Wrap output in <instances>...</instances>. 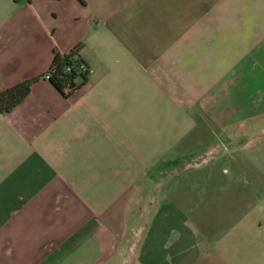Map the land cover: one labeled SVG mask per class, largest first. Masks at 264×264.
I'll list each match as a JSON object with an SVG mask.
<instances>
[{"label": "crops", "instance_id": "obj_1", "mask_svg": "<svg viewBox=\"0 0 264 264\" xmlns=\"http://www.w3.org/2000/svg\"><path fill=\"white\" fill-rule=\"evenodd\" d=\"M33 77L0 113V264H264V0H0V91Z\"/></svg>", "mask_w": 264, "mask_h": 264}, {"label": "trees", "instance_id": "obj_2", "mask_svg": "<svg viewBox=\"0 0 264 264\" xmlns=\"http://www.w3.org/2000/svg\"><path fill=\"white\" fill-rule=\"evenodd\" d=\"M77 55L78 47L73 48L70 53L66 55H61L58 51H54L46 73L52 75V80L60 89H64L76 77H80L83 80L87 77L88 72L86 74L78 73L77 71V65L82 62ZM70 65V72H65V67ZM37 79L38 77H33L29 80L26 79L0 91V113H6L17 106L30 91L32 84Z\"/></svg>", "mask_w": 264, "mask_h": 264}, {"label": "rangeland", "instance_id": "obj_3", "mask_svg": "<svg viewBox=\"0 0 264 264\" xmlns=\"http://www.w3.org/2000/svg\"><path fill=\"white\" fill-rule=\"evenodd\" d=\"M221 148H222V150H225V151L228 150V152L230 151V147H229L228 144H226V143H222ZM203 152H204L203 154H202V152H200L199 154L201 155V158H202V157H205V160L202 161L199 165H197L196 162H193L192 164L196 163L195 165H196L197 167L201 166V167L203 168L205 165L209 164L212 160L220 159L219 161H221L222 158H224V157H222V156H224V155L222 154L223 151H222L221 154H220V150H219V151H215L214 153H213L212 151H210V152H206V150H204ZM200 155H199L198 157L196 156V157L192 158L191 161H193L194 159L199 160ZM211 159H212V160H211ZM201 167H200V168H201Z\"/></svg>", "mask_w": 264, "mask_h": 264}, {"label": "built area", "instance_id": "obj_4", "mask_svg": "<svg viewBox=\"0 0 264 264\" xmlns=\"http://www.w3.org/2000/svg\"><path fill=\"white\" fill-rule=\"evenodd\" d=\"M70 70H71V65L65 67V72H70ZM77 71H78V73H86L87 74V72H89V68L87 67L86 64L81 62L77 65ZM44 78L45 79H52V75L50 73H45Z\"/></svg>", "mask_w": 264, "mask_h": 264}]
</instances>
